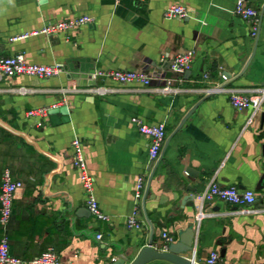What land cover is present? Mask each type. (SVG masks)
Instances as JSON below:
<instances>
[{
    "label": "crops",
    "instance_id": "crops-1",
    "mask_svg": "<svg viewBox=\"0 0 264 264\" xmlns=\"http://www.w3.org/2000/svg\"><path fill=\"white\" fill-rule=\"evenodd\" d=\"M238 1L0 0V56L23 52L29 62L63 68L48 78L0 75V170L23 182L9 225L10 251L23 264L50 247L59 264L132 261L150 242L161 249L163 232L177 241L190 225L201 264L212 251L220 253L217 264H264L261 201L249 212L219 199L204 202L206 215L196 219L197 196L213 180L264 192V102L257 111L237 110L230 97L264 87V0H246L258 12L255 35L235 12ZM172 4L185 6L188 15L166 18ZM81 15L92 22L32 33ZM184 49H193L195 58L185 73L169 72L178 88L170 94L157 90L165 82L145 88L91 77L97 69L158 68L162 57ZM99 84L114 90L91 89ZM215 84L223 89L208 93ZM41 106L50 110L38 125L28 111ZM133 116L166 124L158 160H150V139ZM76 137L108 220L96 219L87 206L74 165ZM140 176L145 188L137 200ZM131 217L140 227L129 226Z\"/></svg>",
    "mask_w": 264,
    "mask_h": 264
},
{
    "label": "built area",
    "instance_id": "built-area-1",
    "mask_svg": "<svg viewBox=\"0 0 264 264\" xmlns=\"http://www.w3.org/2000/svg\"><path fill=\"white\" fill-rule=\"evenodd\" d=\"M144 1V0H140ZM235 12L247 20L252 26V34L255 35L258 30L259 17L257 10L249 5L246 0H239L236 4ZM166 18H184L188 15L185 6L180 4H172L164 10ZM92 16L81 15L75 18L60 20L43 26L37 30L35 34H55L61 31H68L79 26L92 22ZM26 36V35H23ZM22 36V37H23ZM17 39V38H16ZM195 58L193 49H184L170 58L162 57L158 68H140L129 70H95L91 77L96 81L98 78L104 80H112L120 85L137 83L145 88L151 86L154 81L158 83L165 82L164 85L157 87V90L164 94L176 92L178 88L174 85L176 79H173L168 74L174 72L183 74L188 70ZM63 68L60 65H47L29 62L23 52H19L12 56H0V75L16 76L30 75L39 78H48L60 74ZM205 78H210L208 73ZM93 91L100 94H106L114 90L106 84H99L91 88ZM221 84H215L206 88L208 93H213L222 90ZM29 89L21 87L20 91L26 92ZM254 94L245 92H232L231 103L237 110H245L252 108L257 111L261 108L264 102V87L256 90ZM50 108L41 106L32 108L28 111V115L37 118V124L41 125L43 119L48 116ZM132 121L138 125L139 131L149 137V158L151 161L159 159L163 146L167 138L166 124L164 122L148 123L139 116H133ZM74 149V165L80 172V177L86 193V203L92 214L98 220H108L109 216L105 214L97 200L95 194V177L90 172L83 149V143L80 138L76 137L72 141ZM0 264H23L25 260L14 255L10 251L9 225L14 209V200L16 192L23 186V182L16 179L10 169L0 170ZM145 188V177L140 176L137 180L135 197L140 200L143 196ZM200 201L196 219L200 221L206 212L203 209L204 202H211L219 199L230 204L239 206V212L251 211L250 206L254 205L258 200L263 203V207L258 208V211L264 210V192H256L251 189H240L235 185H221L217 181H211L207 188L197 196ZM257 210V209H255ZM130 227H140V224L134 217L129 218ZM98 239L103 237L101 232L96 234ZM162 250H168L170 243L175 241V237L169 232H163ZM221 260L218 251H212L206 259V264H217ZM32 264H59L60 258L56 250L52 247L48 248L40 255L29 260Z\"/></svg>",
    "mask_w": 264,
    "mask_h": 264
},
{
    "label": "water",
    "instance_id": "water-1",
    "mask_svg": "<svg viewBox=\"0 0 264 264\" xmlns=\"http://www.w3.org/2000/svg\"><path fill=\"white\" fill-rule=\"evenodd\" d=\"M62 112L67 113L66 107L60 109ZM53 109L50 112H56ZM196 237V230L193 225H190L185 230L180 232V238L177 241L170 243L168 250H162L153 246L150 242L147 246L143 247L135 259L130 261L128 258L120 257L114 260L111 264H148L155 260H165L173 264H201L200 257L194 252V243ZM192 252V255L188 254ZM225 255V251L222 252Z\"/></svg>",
    "mask_w": 264,
    "mask_h": 264
}]
</instances>
